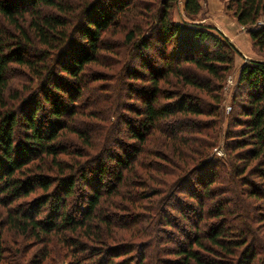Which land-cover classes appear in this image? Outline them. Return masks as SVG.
Segmentation results:
<instances>
[{
	"label": "trees",
	"instance_id": "trees-1",
	"mask_svg": "<svg viewBox=\"0 0 264 264\" xmlns=\"http://www.w3.org/2000/svg\"><path fill=\"white\" fill-rule=\"evenodd\" d=\"M179 3H183L184 15L178 20L173 13ZM228 9L248 27L254 46L264 51V21L260 23L264 0H229ZM201 10L202 0H0V202L11 204L43 191L29 209L12 212L10 221L17 230L39 239L62 235L72 245L74 234L94 240V234L103 235L101 225L112 226L111 215L101 212L103 201L120 195V187L129 183L148 189L152 196H171L157 200L152 207L149 226H153L154 236L148 248L158 245L155 224L179 227L185 239L171 251L174 258L164 259L163 264H264L260 237L264 231V60L249 59L241 66L237 82L244 93L234 99L236 112L230 123L239 129L229 131L228 137L236 140L227 145V160L214 161L209 155L190 169V151L201 153L193 151V143H204L189 135H197L208 125L195 118L220 116L223 82L239 53L216 25L195 22ZM116 34L121 38L115 39ZM208 41L214 49L205 45ZM125 49L129 58L133 55L138 61L135 65L134 59L129 60L128 78L142 82L138 88L128 83L130 96L140 101L139 106L126 107L135 117L117 115L128 141L104 138V150L94 155L78 151L77 155L63 141L64 131L66 136L75 134L86 147H99L91 141L98 136L90 135L94 124L90 119L98 114L84 99V90L86 80L92 82L101 75L90 80L86 67L98 62L109 67L115 62L113 55ZM13 64L24 67L31 77L29 97L16 106L12 102L21 96L12 93L9 75ZM124 72L117 73L118 88ZM163 83L177 84L186 92L168 91ZM65 115L70 119L61 121ZM76 116L90 120L88 130L76 126ZM211 123V127L216 125ZM18 126L24 131L17 133ZM154 131L166 137L171 157L146 146ZM145 153L151 156L148 162L147 155L142 157ZM84 156V161L76 160ZM108 165H112V173ZM171 169L181 174L178 181L168 184ZM199 169L209 172L200 176L195 173ZM128 171L132 180L127 179ZM77 172L88 187L85 201L74 207L79 218L68 210L67 201L75 191ZM96 174L98 183L92 181ZM225 178L234 184L236 200L224 197L226 190L213 187ZM138 189L132 188L124 196ZM180 194L187 201L176 196ZM167 204L183 223L178 224L175 215L160 207ZM230 216L243 223L231 222ZM73 247L78 264H113L122 254L107 248L106 256L105 249L79 241ZM97 254L98 259L92 261Z\"/></svg>",
	"mask_w": 264,
	"mask_h": 264
},
{
	"label": "rangeland",
	"instance_id": "rangeland-1",
	"mask_svg": "<svg viewBox=\"0 0 264 264\" xmlns=\"http://www.w3.org/2000/svg\"><path fill=\"white\" fill-rule=\"evenodd\" d=\"M228 3L229 0H202V10L197 16L198 21L195 20V22L201 21L203 23H211L213 25H216V27L219 28H217L219 32L221 31V33L228 37L229 41H231L237 47L239 53L235 55L232 70L223 82V88L221 91L223 100L220 107V116L213 117L205 115L199 116L197 118L194 117L197 120L201 119L206 122L208 121V125L204 124L203 130L200 133L197 132V135H189L190 139L199 138L200 141L204 143L203 146H198V144L193 143V151L199 150L201 153L197 154L194 153L195 151H190V155L192 156V159L189 161L190 169L195 168L199 161L203 160L209 155L214 161L227 160V145L233 144L232 142L236 140L235 137H228L229 131L231 129H234V131L235 129H239L238 127L233 128L230 123L233 119L232 116H234L236 112V110H234V107L232 108L234 99L241 97V95L244 93V89L240 88L237 82L241 66L246 60L249 59L264 60V51H260L258 47L254 46L248 32V27L241 25L237 21V18L234 16L233 10L228 9ZM181 13L182 15H184L183 3H179V5L175 7L173 13L174 18L179 20ZM263 21L264 17H262L260 23H262ZM4 24L10 30H14V26L9 25L5 20ZM214 32L218 34L217 31L214 30ZM105 36L108 37L110 35L105 34ZM117 38L120 39L121 34H116L115 39ZM118 42L120 41L118 40ZM205 45L209 48H215L211 41L206 42ZM125 47L130 48V45L127 44ZM30 51H34V48H32ZM126 53L127 49L123 50V55H113L115 62L109 67H104V64H101L100 62L92 63L86 67L85 74L88 77L90 76V80L92 77H99L97 76V74L101 75V77H99L100 79L98 80L95 79V81L92 80V82H88L86 80V83H88L87 87L89 89L85 87L84 90V93L86 95L84 96V99L87 98L86 101L91 103V109L96 111L98 114V118L90 119L91 122L94 123L90 135H93L94 137L98 136L97 140H94L92 138L91 141L95 145H99V147L96 148V146H94L95 149L86 147L82 140L75 134L69 133L66 136L64 131V134L62 136L63 141L65 139L69 143L70 147L75 149L77 155L78 151H86L88 153H91V155H94L99 150H104V138H115L121 139L122 141H128L124 126L122 125V123H119V121H117V115L121 114L128 118L135 117V115L130 113L129 110H126V107H129L127 104H135L136 106H139L140 101L130 96L128 83H133L135 87L138 88L141 87L142 82L141 80H136L137 82H135L133 78H128L126 67L129 66V60L131 59L133 61V59L135 60V58L133 55L129 58ZM143 55L147 54L143 53ZM109 57L111 58V56ZM133 63L136 65L138 61L135 60L133 61ZM53 65H51V67ZM138 68L139 67L137 64L135 69ZM123 71H125V74L119 76V84L121 86L120 88H118L116 87V85L118 84L116 78L117 73ZM9 76L13 85V95L21 96L18 100L12 102L14 103L13 105L16 106V104L19 105L20 101H22L24 98L29 97L30 94L28 92V87L31 83V77L24 67L18 66L16 64L12 65V71L10 72ZM162 86L168 91L175 89H179L180 92L184 91L183 88H181L177 84L172 85L163 83ZM192 93L196 94L195 92ZM116 103H119L120 105L118 104V106H116ZM76 117L77 119H72L78 120L77 122H75L76 126L80 128V130H88L87 127L89 124H87V122L90 120L81 116ZM67 118L70 119L69 116L65 115L64 118L60 120L65 122ZM209 121L212 122L211 124L215 122L216 125L211 127L209 125ZM70 123L72 122L70 121ZM176 123L181 124V122L178 121ZM15 129L17 133L19 131H24L21 126H18ZM160 134L161 133L154 131V134L150 135V137L148 138L146 146L148 148L152 147L154 151H158L157 153L162 152L164 153V155H168L169 157H171L172 152L170 150V144L169 146H167V142L165 140L166 137L164 138ZM92 142L90 143L92 144ZM129 142L135 143L132 140H129ZM211 143H214V145L211 146ZM111 146L113 147V149L118 148L117 145L111 144ZM144 155H147V162L151 160V156L149 154L145 153L142 155V157H144ZM84 159H86V156H84L83 159L76 158V160L81 161H84ZM110 166L112 165H108L107 168L110 169V172L112 173V168ZM136 166L138 167L137 163ZM201 170L202 169H199L195 171V173L197 174L198 172L197 175L202 176L208 174L209 172ZM171 171L173 172L166 176V181L168 184H173L175 181H178L179 178L177 177L179 174H181V171L177 169H171ZM29 173L31 172H28L27 174ZM126 173L127 179L132 180L133 174H131L129 171ZM153 174L165 178L162 173L158 174L157 172H153ZM95 178H97V174ZM95 178L92 179V181L98 183V178L97 180ZM75 179V191L71 195V197L67 199V201L68 204H70L68 210L73 212L74 217L79 218L81 214L79 212H76V210H74V207L79 202L83 203L85 201L84 196H87L86 192L88 190V187L81 178L80 172L76 173ZM133 180L136 181L135 177L133 178ZM155 185L156 184H152V187ZM116 186H118V184H116ZM158 187L161 191L164 189L162 184H160ZM213 187H218L219 191L226 190V192L222 194L225 195L224 197L235 198V191L233 189L234 184L228 181V179L225 178L223 181L218 180ZM132 188L138 189L136 187H132L129 183L125 186H121L120 195H113L111 196V198H109L110 201H103L101 212L103 214L111 215L112 218V226L107 227L106 225H101L100 228L103 235L98 236L97 234H94V240L81 237L78 234L71 235V238L75 240V244L79 241L82 242V244L88 243L89 246H98V249H105L106 256L109 254V252H107V248H111V250H115V252H121L122 254L115 258L113 264L119 262H123V264H163L164 262L162 261L164 259H169L172 257L174 258V256H172L171 254V251H173L174 247H176L178 241L185 239L181 230H179V227L176 229L173 226L170 227L166 226L165 224H155L156 231L154 230V233H156L158 237L157 248L159 249L157 250V248H148V243L154 236V234L151 232L153 226H149L152 217L154 216L152 207L157 200H162L164 197H168V199H170L171 196H168L169 194H164V196H152L151 192L148 191V189H138L135 190V194L133 193V195L131 196H124L125 194L127 195V192ZM56 190L57 184L54 185L52 193H54ZM168 190L171 191L172 189H166V191ZM41 195H43V191L38 190L32 193L30 196L11 204L2 201L0 202V264H78L75 256V248L73 247L75 244L72 245L71 241H65L62 235H52L39 239L37 238V236H32L30 233L25 234L24 232L17 230L11 224L10 215L12 214V212H14V210L22 211L29 209L33 201H35ZM105 196L104 198H106ZM176 196H178V198H180V200L182 201H187L188 199L185 194ZM189 202L193 201L190 200ZM168 204L162 205L160 207H164L166 211L171 212L173 215H175L174 218H176V222L178 224L183 223L180 221V216H178V214H175L171 210V207L168 206ZM123 206L125 208H123ZM252 213L257 215L259 212L252 211ZM143 218H145L146 220H143ZM235 219L238 218L235 216L229 217V220L231 222L235 221L238 223H243V221H240V219ZM247 222L251 223L254 228H256V223H254V221L252 222L250 219H248ZM130 223L132 224L131 228L130 226L127 227L128 224L130 225ZM97 226L98 224H96V228ZM262 232L264 234V231ZM263 234H261L260 236L262 241H264V236H262ZM98 255L99 254H97L96 258L94 257L92 261L98 259ZM101 255H103V253H101L100 256ZM93 263L94 262H91L90 264Z\"/></svg>",
	"mask_w": 264,
	"mask_h": 264
},
{
	"label": "crops",
	"instance_id": "crops-1",
	"mask_svg": "<svg viewBox=\"0 0 264 264\" xmlns=\"http://www.w3.org/2000/svg\"><path fill=\"white\" fill-rule=\"evenodd\" d=\"M218 28V27H217ZM219 29V28H218Z\"/></svg>",
	"mask_w": 264,
	"mask_h": 264
}]
</instances>
